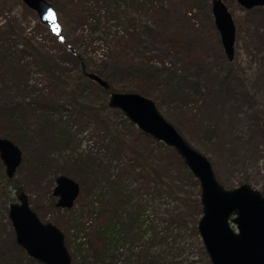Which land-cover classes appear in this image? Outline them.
<instances>
[{"label":"rangeland","instance_id":"obj_1","mask_svg":"<svg viewBox=\"0 0 264 264\" xmlns=\"http://www.w3.org/2000/svg\"><path fill=\"white\" fill-rule=\"evenodd\" d=\"M48 1L58 13L56 27L43 25L21 0H0L2 31L18 43L17 50H28V56L0 66V136L23 153L13 179L0 159V264H41L17 245L9 220V206L22 191L44 223L64 232L72 258L76 254L89 257L88 264L96 261L101 248L97 228L112 222L101 214L111 190L108 183L97 185L93 171L72 158L93 154L104 170L112 166L113 180L122 174V162L133 157L129 150L147 154L151 162L163 159L156 140L108 106L119 86L154 100L163 116L210 160L226 189L248 184L264 193V130L263 121L258 122L264 115V7L247 10L236 0H223L237 30L235 58L229 62L213 0ZM77 56L88 72L101 75L116 91L82 77ZM150 66L162 72H148ZM57 103L64 108L60 113L46 112ZM80 112L85 123L79 121ZM114 136L125 142L129 155L117 161L109 149ZM161 173L157 165L152 175L133 184L138 189L135 202L148 204L147 215L160 235L167 225L161 214L164 201L155 198L154 187L163 181L173 184ZM60 175L81 186L70 210L56 206L53 191ZM180 193L185 202L194 199L184 180ZM112 217L128 231L118 264H164L162 258L175 264L210 263L205 248L204 255L184 231L174 232L180 236H169L165 243L148 241L141 233L139 237L138 229L123 225L124 212ZM146 225L148 221L142 233Z\"/></svg>","mask_w":264,"mask_h":264},{"label":"water","instance_id":"obj_2","mask_svg":"<svg viewBox=\"0 0 264 264\" xmlns=\"http://www.w3.org/2000/svg\"><path fill=\"white\" fill-rule=\"evenodd\" d=\"M21 1L38 14L43 25L56 27L58 13L48 0ZM236 1L247 10L264 7V0ZM212 11L225 54L233 62L237 34L234 17L223 0H213ZM85 76L110 90V84L99 75L85 72ZM108 106L119 110L144 134L172 148L198 181L202 216L197 230L210 263L264 264V193L248 184L226 189L210 160L163 116L154 100L135 92H112ZM262 127L264 130V120ZM0 159L8 178L13 179L23 162L22 150L0 136ZM53 195L58 198V208L70 210L81 195V186L71 177L60 175ZM9 220L17 245L30 258L41 264H72L64 232L38 217L24 191L9 206Z\"/></svg>","mask_w":264,"mask_h":264},{"label":"trees","instance_id":"obj_3","mask_svg":"<svg viewBox=\"0 0 264 264\" xmlns=\"http://www.w3.org/2000/svg\"><path fill=\"white\" fill-rule=\"evenodd\" d=\"M133 0L132 2H134ZM58 34L56 39L58 38ZM67 45V44H65ZM18 43L12 41L11 37L7 35L6 31L0 27V66L4 64H11L14 58H23L28 56V50L22 49L17 50ZM26 48V47H25ZM16 49L15 51H13ZM78 67L82 73V77L85 76V72H88L86 67V62L83 60L81 56H77ZM148 72H162L159 68L155 66H150L147 69ZM96 74V73H95ZM22 75L25 76V72H22ZM99 75V74H97ZM101 77V75H99ZM87 78V77H86ZM102 78V77H101ZM105 80V79H104ZM108 82V81H107ZM109 83V82H108ZM110 84V91L114 90L113 85ZM122 87V88H120ZM126 86H119L118 92H132L131 89H127ZM59 106V107H58ZM12 108V107H11ZM64 109L63 106H60L59 103L53 106H49L47 109V113L50 114H58L60 110ZM60 109V110H59ZM108 109V108H106ZM123 117V116H122ZM79 121L85 123L86 116L83 112L79 113ZM125 121H128L123 117ZM264 120V115L260 114L258 117L259 124ZM175 126V125H174ZM176 127V126H175ZM178 129V127H176ZM179 131V129H178ZM180 132V131H179ZM149 139H152L150 136L145 135ZM103 140V139H102ZM65 145L68 144L66 140H64ZM160 153L163 156V159L160 160V164L153 161L151 162V158L142 152L133 153L131 150L130 153L133 157L128 155L126 150L125 142H120V139L116 136L112 137L111 143L109 144V149L114 155L112 158L114 161H117L118 156L126 155L129 156L128 159H125V162H122L123 168L121 169V175L114 177L115 180L112 179L113 175H110V170L112 166H107V169L104 170V164L102 162L97 163L100 160H97L93 157V154H79L77 157L72 158L74 163L81 164L82 166L89 167L93 171L94 180L96 184L102 185L103 183H108L110 186V193L107 195V206L103 207L101 210V214L103 217H109L110 220L112 218V222L108 221L103 222L97 228V237L101 242V248L96 251V261L92 264H118L120 261L119 250L121 249V243H125L127 232L126 229H120V223L113 222V215L118 214V211L124 212L125 221L124 226L132 227V230L138 229L139 237L140 233L146 238L148 241H157L164 240L167 241L169 236L176 237L180 236V234H174V232L182 233L183 231L188 233L189 236L195 241L196 245H201L202 253L205 255L204 247L202 242H199V234L197 230V224L199 219L202 216V207L200 203V187L198 181L195 179L193 174L184 164L180 156L170 147L164 145L163 143L158 142ZM123 157V156H122ZM122 158H119L121 160ZM151 160V161H150ZM161 167L162 173L161 176L171 177L173 184H167L164 181L158 183L155 189V198H159L164 202H161V208L163 212V222L166 226V233L160 235L159 231L156 230V227L151 225V220L149 219L148 212V204L143 202H135V194L138 189L133 187V184H137L144 177L152 175V171L156 168ZM81 169V168H80ZM108 173V174H107ZM67 176V175H65ZM69 177V176H68ZM184 177V179H183ZM134 179L132 184L128 183V179ZM186 183L194 194V199L191 202H185L179 194L181 191L182 182ZM147 185L148 183L145 182ZM184 186V183H183ZM142 189V188H141ZM22 188L18 187L17 191L21 192ZM167 201V202H166ZM98 205V204H97ZM122 208V210H121ZM34 210V209H33ZM35 211V210H34ZM149 213V212H148ZM143 215L147 216L146 221L143 220ZM149 223L146 225V229L141 232L143 229V224L145 222ZM150 221V222H149ZM140 222V225H139ZM142 222V224H141ZM164 236V237H163ZM16 244V243H15ZM17 246V245H16ZM18 247V246H17ZM21 248V247H20ZM22 249V248H21ZM89 257L77 256L76 254L73 256L72 264H88ZM141 259V255L139 256ZM146 259V258H144ZM162 258L164 264H175L173 260L169 262L167 258ZM168 262V263H167ZM210 264V263H209Z\"/></svg>","mask_w":264,"mask_h":264},{"label":"flooded vegetation","instance_id":"obj_4","mask_svg":"<svg viewBox=\"0 0 264 264\" xmlns=\"http://www.w3.org/2000/svg\"><path fill=\"white\" fill-rule=\"evenodd\" d=\"M72 260H73V258H72ZM73 262V261H72Z\"/></svg>","mask_w":264,"mask_h":264}]
</instances>
